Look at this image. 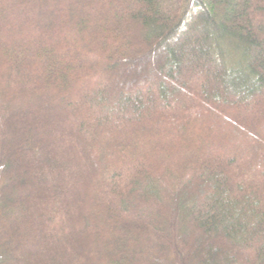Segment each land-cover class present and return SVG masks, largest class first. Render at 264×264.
<instances>
[{
    "label": "trees",
    "instance_id": "obj_1",
    "mask_svg": "<svg viewBox=\"0 0 264 264\" xmlns=\"http://www.w3.org/2000/svg\"><path fill=\"white\" fill-rule=\"evenodd\" d=\"M0 264H264V0H0Z\"/></svg>",
    "mask_w": 264,
    "mask_h": 264
}]
</instances>
